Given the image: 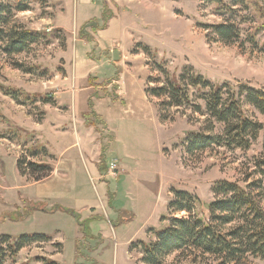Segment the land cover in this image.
I'll list each match as a JSON object with an SVG mask.
<instances>
[{
  "label": "rangeland",
  "instance_id": "374dc122",
  "mask_svg": "<svg viewBox=\"0 0 264 264\" xmlns=\"http://www.w3.org/2000/svg\"><path fill=\"white\" fill-rule=\"evenodd\" d=\"M208 1L26 0V11L14 10V22L27 29L50 35L57 29L62 32L22 54L0 49L1 85L53 101L19 104L0 92V241L3 236L18 239L39 233L52 239L24 248L7 264H145L133 244L155 239L152 229L160 230L161 219L173 217L169 204L175 191L198 197L196 213L208 218L217 182L247 186L260 179L254 159L263 152V135L249 151L214 147L188 154L183 141L190 132L200 131L206 118L191 109H173L165 113L173 120L164 123L158 111L161 101L144 94L147 83L148 88L165 83L159 67L170 78L191 68L215 85H249L264 91V35L258 36V48L246 42L247 32L253 33L258 24H242L241 19L251 15L243 11L235 20L244 31L242 40L225 45L206 29L224 21L218 4ZM13 3L0 0L2 5ZM106 22V29H101ZM136 45L148 46L151 54H144L141 46L135 55ZM96 77L98 84L118 78L128 106L108 104L109 99L118 100L112 97L117 95L112 81L107 90L91 89L89 79ZM154 80L161 82L149 83ZM91 90L110 97L98 100L96 110L104 112L114 132L102 124L88 127L92 134L85 131L79 141L69 130L74 131L76 124L80 131L87 130L82 114L89 109ZM48 117L64 123L59 130L68 131L44 125ZM16 129L22 130L17 137L10 134ZM103 135V152L115 139L102 162L108 168L116 163L117 168L104 173L101 182V173L90 164V159L99 162V153L88 155L97 146L96 137L102 140ZM38 145L53 153V160L43 154L30 157L28 149ZM22 157L50 162L55 176L38 182L22 177L17 166ZM200 255L174 253L164 264L214 261ZM249 264L264 261L250 259Z\"/></svg>",
  "mask_w": 264,
  "mask_h": 264
},
{
  "label": "trees",
  "instance_id": "16d2710c",
  "mask_svg": "<svg viewBox=\"0 0 264 264\" xmlns=\"http://www.w3.org/2000/svg\"><path fill=\"white\" fill-rule=\"evenodd\" d=\"M209 1L218 4V13L224 21L211 28L206 26V29H211L220 42L225 45L239 44L244 31L235 20L244 11L251 15L243 17L242 24H258L255 25L253 33L247 32L246 42L255 48L259 47L258 36L264 35V0H231L229 4L222 0ZM27 9L26 0H14L13 4L8 5L0 4V49L6 54H22L35 44L57 39L62 32L57 29L50 35L15 23L14 10L23 12ZM106 27L107 22L101 29ZM136 46L139 47L135 49V54H140L141 46L144 54H151V48L148 46ZM159 69L165 75V83L158 87H147L146 94L150 99L161 101V105L157 106L161 121L171 122L173 118H169L165 113L173 109H191L195 116L206 118L201 130L190 132L183 141L187 153H200L214 147L249 151L263 135V152L260 157L254 159L260 179L247 186L239 182H217L212 189L215 200L209 205L208 218L196 213L200 203L198 197L188 192L175 191L169 204L173 217L162 218V228L151 231L155 239L134 243L133 250L143 254L145 264H164L166 258L174 253H198L204 258L214 259L209 264H249L250 259L264 261V122L252 116L248 109L251 108L255 114L264 117V91L249 85H215L191 68H185L179 78H170L169 73L162 67ZM112 82L98 84L97 79L93 78L89 79V86L107 90ZM160 82L149 81L150 84ZM115 89L118 90L116 85ZM0 92L19 104H53L48 96L31 97L1 84ZM104 93L108 94L107 91ZM94 97L98 98L99 94H93L89 109L83 115L87 127L104 125L103 119L94 109ZM112 97L119 100L117 95ZM20 131L22 130L16 129L14 132L10 131V134L17 137ZM28 153L30 157L35 158L43 154L45 158L50 157L53 160V156L43 146L30 147ZM17 166L22 177L34 178L37 182L47 178L53 171L50 162H34L28 157L20 158ZM102 170L105 169L102 167ZM67 213L73 214L71 211ZM179 214L185 216L174 217ZM51 241L52 239L44 234L23 235L18 239L3 236L0 241V264H7L9 260L14 262L18 253L26 247ZM48 264L59 263L52 261Z\"/></svg>",
  "mask_w": 264,
  "mask_h": 264
},
{
  "label": "crops",
  "instance_id": "0c3cea01",
  "mask_svg": "<svg viewBox=\"0 0 264 264\" xmlns=\"http://www.w3.org/2000/svg\"><path fill=\"white\" fill-rule=\"evenodd\" d=\"M82 2L85 4H90L91 2H90V0H82ZM55 27H58V25L57 26H55ZM116 47H117V45H116ZM116 47H114V50L116 49ZM135 55H138V54H135ZM125 59H127L126 58V55H125V57H124ZM116 62V61H115ZM114 63V62H113ZM117 63V62H116ZM95 79H97L98 80V78L96 77ZM114 80H116V81H114ZM111 81H113V84L114 85H116L117 87H118V90H117V96L120 98L119 100H113V99H109V98H105L106 96H104V97H98L95 101H94V104H95V107H94V109H95V111H96V113L103 119V122H104V127L105 128H108L110 131H113L114 132V130H112V128H110V125H109V123H108V119L104 116V112L103 111H99V110H96V103H97V101L99 100H105V99H109L111 102H108V104H111L112 106H114V104L116 103V104H121L123 107H127L128 105V101H126V99H124L123 98V94L121 93V84L119 83V81H118V78H113ZM110 86V85H109ZM108 86V88H110ZM90 87V86H89ZM91 89H93L92 87H90ZM146 89H147V84L146 85H144V94H145V96L148 98V99H150L148 96H147V94H146ZM74 91V90H73ZM92 91V90H91ZM74 93V92H73ZM92 93L94 94L95 93V91L93 92L92 91ZM72 101V100H71ZM148 101V100H147ZM111 105H108L107 106V108H108V112H112L111 110L113 109V107L111 106ZM112 108V109H111ZM157 108V107H156ZM88 111V110H87ZM86 111V112H87ZM85 112V113H86ZM85 113H83L82 114V117H83V115L85 114ZM59 121H55L54 120V117H48L47 119H46V121H45V124L44 125H46V124H49V126H50V128L52 129V130H54V131H58L59 130V127H61V126H63L64 125V123H58ZM85 123V122H84ZM86 129L88 128L87 126H84ZM72 130H73V128H71ZM60 130H62V131H68V130H63V129H60ZM59 130V131H60ZM89 129H87V130H84V131H80L79 130V128H78V126H77V124H76V129L74 130V131H71V130H69V132H72L75 136H76V138L80 141V136L81 135H85L84 134V132L86 131H88ZM89 133H90V135L92 134V132L91 131H88ZM104 138V139H103ZM103 138H102V140H101V138H100V140L99 139H97V137H96V140H95V142H94V144L96 143V142H98L97 143V146L96 147H92L91 148V151L92 152H94V153H91V151H90V154L88 155V157L90 156L91 158H93L94 156H97L95 153H99V155H98V160H99V162H97V163H95V161H91L92 159H90V164H92V166H96V168H97V170L101 173V174H99V179H100V181L101 182H103L104 181V173H110L111 172V167H109L108 168V166H105V164H104V162H102V160H103V158H104V156L106 155V153H107V151H108V148L110 147V145H112L111 144V142L115 139H112L111 141H110V143H109V147L107 146V147H105V149H106V151H104L103 152V146L101 145V143L103 142V140H105V135H103ZM52 154V156L54 157L55 155L53 154V153H51ZM95 154V155H94ZM83 157H85V162L87 163L88 161H87V159H86V156H85V154H83ZM99 164V165H98ZM113 164H115L116 165V168H117V164L116 163H113ZM102 167H103V169H105V170H102ZM94 168V167H93ZM115 168V169H116ZM114 169V170H115ZM94 170V169H93ZM114 170H112L113 172H114ZM94 172L96 173V171L94 170ZM55 174H56V169H54V167H53V171L50 173V175L46 178V179H48V178H52V177H54L55 176ZM45 179V180H46ZM44 180V181H45ZM111 193L110 192H108V193H106V195H107V197H109V195H110ZM39 234H43V233H39ZM45 235V234H44ZM54 259H56V256L54 257ZM57 262V261H56ZM59 263V262H58ZM60 264V263H59Z\"/></svg>",
  "mask_w": 264,
  "mask_h": 264
},
{
  "label": "built area",
  "instance_id": "2783aa9c",
  "mask_svg": "<svg viewBox=\"0 0 264 264\" xmlns=\"http://www.w3.org/2000/svg\"><path fill=\"white\" fill-rule=\"evenodd\" d=\"M116 168V165L115 164H112L111 165V169L114 170Z\"/></svg>",
  "mask_w": 264,
  "mask_h": 264
}]
</instances>
